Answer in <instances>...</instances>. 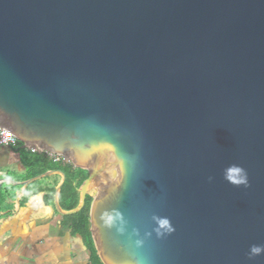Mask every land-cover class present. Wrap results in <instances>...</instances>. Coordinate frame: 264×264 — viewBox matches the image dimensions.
<instances>
[{"label": "water", "instance_id": "obj_1", "mask_svg": "<svg viewBox=\"0 0 264 264\" xmlns=\"http://www.w3.org/2000/svg\"><path fill=\"white\" fill-rule=\"evenodd\" d=\"M0 129L86 173L34 181L100 264H264V0H0Z\"/></svg>", "mask_w": 264, "mask_h": 264}, {"label": "crops", "instance_id": "obj_2", "mask_svg": "<svg viewBox=\"0 0 264 264\" xmlns=\"http://www.w3.org/2000/svg\"><path fill=\"white\" fill-rule=\"evenodd\" d=\"M59 163L45 153L0 145V264H93L91 237L53 209L61 178L34 181L58 171L53 164ZM58 202L64 208L60 195Z\"/></svg>", "mask_w": 264, "mask_h": 264}, {"label": "trees", "instance_id": "obj_3", "mask_svg": "<svg viewBox=\"0 0 264 264\" xmlns=\"http://www.w3.org/2000/svg\"><path fill=\"white\" fill-rule=\"evenodd\" d=\"M60 166V168L53 166V170L61 171L65 176V182L60 190V203L62 206H64V208H62L63 211H70L74 209L78 203V194L76 189H78L82 182L86 179V173L81 170L73 169L71 166H67L64 163L60 164ZM89 203L90 199L87 197L83 210H81L78 214L71 216L74 224V230L80 234L85 232L88 237L90 236L88 231ZM92 254V263L100 264L97 256L95 255L94 249H92Z\"/></svg>", "mask_w": 264, "mask_h": 264}, {"label": "clouds", "instance_id": "obj_4", "mask_svg": "<svg viewBox=\"0 0 264 264\" xmlns=\"http://www.w3.org/2000/svg\"><path fill=\"white\" fill-rule=\"evenodd\" d=\"M226 179L233 186H248L247 173H245L244 169L238 166H232L227 169ZM107 222H111V217L108 218ZM158 224L161 229H166L169 232L172 231L171 227L169 226V222L166 219L159 220ZM262 253H264V247L261 246H252L249 250L250 256H259Z\"/></svg>", "mask_w": 264, "mask_h": 264}, {"label": "built area", "instance_id": "obj_5", "mask_svg": "<svg viewBox=\"0 0 264 264\" xmlns=\"http://www.w3.org/2000/svg\"><path fill=\"white\" fill-rule=\"evenodd\" d=\"M0 145L1 146H8L11 148H17L20 144L19 142L10 135L9 132H7L4 129H0ZM50 156V159L54 162V163H58L61 161V158L57 157V156Z\"/></svg>", "mask_w": 264, "mask_h": 264}, {"label": "rangeland", "instance_id": "obj_6", "mask_svg": "<svg viewBox=\"0 0 264 264\" xmlns=\"http://www.w3.org/2000/svg\"><path fill=\"white\" fill-rule=\"evenodd\" d=\"M53 166L57 167V168H60V164H53Z\"/></svg>", "mask_w": 264, "mask_h": 264}]
</instances>
